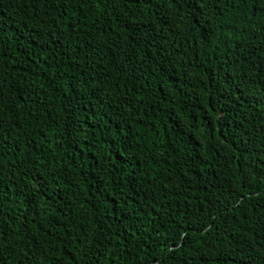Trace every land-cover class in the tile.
Masks as SVG:
<instances>
[{
	"label": "trees",
	"instance_id": "trees-1",
	"mask_svg": "<svg viewBox=\"0 0 264 264\" xmlns=\"http://www.w3.org/2000/svg\"><path fill=\"white\" fill-rule=\"evenodd\" d=\"M0 264H264V0H0Z\"/></svg>",
	"mask_w": 264,
	"mask_h": 264
},
{
	"label": "water",
	"instance_id": "water-1",
	"mask_svg": "<svg viewBox=\"0 0 264 264\" xmlns=\"http://www.w3.org/2000/svg\"><path fill=\"white\" fill-rule=\"evenodd\" d=\"M253 13H254V10H253Z\"/></svg>",
	"mask_w": 264,
	"mask_h": 264
}]
</instances>
